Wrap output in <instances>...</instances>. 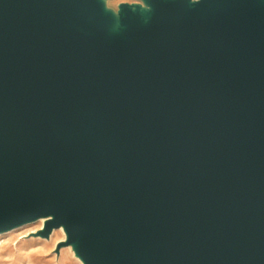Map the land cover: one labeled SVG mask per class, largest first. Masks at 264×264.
<instances>
[{
  "label": "water",
  "instance_id": "obj_1",
  "mask_svg": "<svg viewBox=\"0 0 264 264\" xmlns=\"http://www.w3.org/2000/svg\"><path fill=\"white\" fill-rule=\"evenodd\" d=\"M83 264H264V0H0V233Z\"/></svg>",
  "mask_w": 264,
  "mask_h": 264
},
{
  "label": "rangeland",
  "instance_id": "obj_2",
  "mask_svg": "<svg viewBox=\"0 0 264 264\" xmlns=\"http://www.w3.org/2000/svg\"><path fill=\"white\" fill-rule=\"evenodd\" d=\"M120 2H141V0H107L114 9ZM43 224L36 220L0 233V264H83L71 245L56 251V244L65 239L59 228L53 229L48 238L34 235Z\"/></svg>",
  "mask_w": 264,
  "mask_h": 264
},
{
  "label": "bare ground",
  "instance_id": "obj_3",
  "mask_svg": "<svg viewBox=\"0 0 264 264\" xmlns=\"http://www.w3.org/2000/svg\"><path fill=\"white\" fill-rule=\"evenodd\" d=\"M41 222H42V224L44 223V220H45V218H40L39 219ZM58 230H61L63 233H64V229H63V227H61V228H59Z\"/></svg>",
  "mask_w": 264,
  "mask_h": 264
}]
</instances>
